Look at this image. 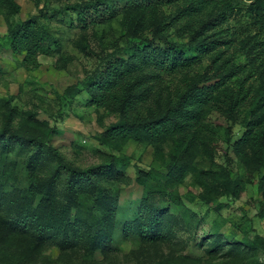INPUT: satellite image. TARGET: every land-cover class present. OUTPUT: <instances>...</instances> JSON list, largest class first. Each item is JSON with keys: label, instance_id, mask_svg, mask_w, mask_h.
I'll return each instance as SVG.
<instances>
[{"label": "trees", "instance_id": "obj_1", "mask_svg": "<svg viewBox=\"0 0 264 264\" xmlns=\"http://www.w3.org/2000/svg\"><path fill=\"white\" fill-rule=\"evenodd\" d=\"M71 8L85 32L122 15V44L61 97L85 91L89 106L117 117L98 136L111 152L75 164L52 143L56 127L0 99V264H97L127 242L139 245L138 261L145 256L138 264H188L178 256L181 234L201 224L180 193L189 176L206 205L255 185V217L264 220V0H77ZM20 13L17 0H0L10 47L34 70L39 56L61 49L40 19L47 11L13 19ZM221 134L224 164L201 167L200 155L215 160ZM129 142L151 146L157 162L136 167L143 195L133 213L120 205L128 158L113 153ZM206 243L210 257L245 253L246 264H264V236L247 229L239 237L216 225ZM54 248L59 261L47 254Z\"/></svg>", "mask_w": 264, "mask_h": 264}, {"label": "rangeland", "instance_id": "obj_2", "mask_svg": "<svg viewBox=\"0 0 264 264\" xmlns=\"http://www.w3.org/2000/svg\"><path fill=\"white\" fill-rule=\"evenodd\" d=\"M17 1L21 5V13L13 17L15 20L40 15L41 10L48 12L49 17L41 15L40 19L58 41L59 45L55 44L53 48L55 51L61 49V54L56 52L54 55H41L40 67L27 70L22 65L23 57L14 54L10 47L8 25L5 16L0 14V99L13 98L14 106L20 111L34 110L38 112L40 119L47 120L56 127L52 143L68 160L83 167L100 163L105 157L104 153L111 150L100 144L98 136L117 117L106 110L89 106V97L85 91L74 99L63 100L61 97L68 86L86 78L99 64L106 50L122 44V15L85 32L77 26V13L71 8L77 0ZM212 121L226 124L218 114L213 115ZM238 130L237 125L234 127L235 133ZM221 136L223 140L215 160L209 162L200 155L198 161L201 167L224 164L226 143L224 135ZM113 153L128 158L125 161L129 162L126 171L128 181L121 187L120 205L124 211L133 213L143 195V187L136 182V167L148 169L156 164V154L151 146L136 142H129L121 152ZM230 155L234 159V170L237 171V159L232 153ZM192 183L193 179L189 176L185 184L181 185L180 193L186 204L197 213L201 224L194 232L181 234L184 242L179 247V260L183 257L188 264H246L242 258L250 255L238 253L237 258H230L220 251L218 256L210 257L205 251L208 243L200 244L216 225L227 235L237 234L242 237V231L247 229L252 237L256 234L264 236V220L255 217L260 200L256 186L249 184L238 200L228 201L222 197L217 203L206 205L196 198L199 190ZM218 203L222 204L221 210L215 208ZM138 246L135 242H127L122 251L107 258L99 253L96 257L99 262L97 264L143 263L145 256L139 261L135 257ZM47 254L53 260L59 259V250L56 248ZM263 261L262 253L260 262Z\"/></svg>", "mask_w": 264, "mask_h": 264}]
</instances>
